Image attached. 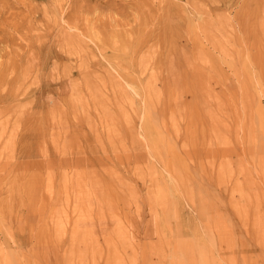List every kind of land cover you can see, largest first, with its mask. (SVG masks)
<instances>
[{"label": "rangeland", "instance_id": "rangeland-1", "mask_svg": "<svg viewBox=\"0 0 264 264\" xmlns=\"http://www.w3.org/2000/svg\"><path fill=\"white\" fill-rule=\"evenodd\" d=\"M0 264H264V0H0Z\"/></svg>", "mask_w": 264, "mask_h": 264}, {"label": "bare ground", "instance_id": "bare-ground-1", "mask_svg": "<svg viewBox=\"0 0 264 264\" xmlns=\"http://www.w3.org/2000/svg\"><path fill=\"white\" fill-rule=\"evenodd\" d=\"M196 84V83H195ZM199 86V85H198ZM192 87H194V85L192 86ZM193 90V89H192ZM194 90H195V88H194ZM191 91V90H190ZM192 93V92H191ZM196 93H197V91H196ZM194 95H195V93H194ZM193 95V96H194ZM193 110V109H192ZM199 110V109H198ZM194 114V113H193ZM193 117V116H192ZM199 118H200V116H199ZM191 120H192V118H191ZM190 154H191V152H189ZM192 155V154H191ZM193 157V156H192Z\"/></svg>", "mask_w": 264, "mask_h": 264}]
</instances>
